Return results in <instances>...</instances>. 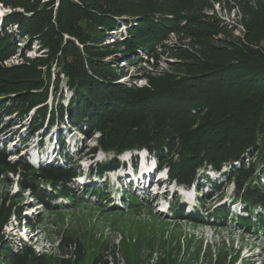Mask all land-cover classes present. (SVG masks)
<instances>
[{"label":"rangeland","instance_id":"374dc122","mask_svg":"<svg viewBox=\"0 0 264 264\" xmlns=\"http://www.w3.org/2000/svg\"><path fill=\"white\" fill-rule=\"evenodd\" d=\"M85 1L91 7L104 11L112 6H138L171 20H174L173 14L177 15L174 20L175 29L168 34L166 41H162L163 47L155 46L151 52L145 53L137 50V53L127 58L124 51L117 50L119 44L116 42L122 41L120 33L124 31V26L115 29V32H104L105 44L97 48L106 52L102 54L101 60L112 67L114 83L131 91L150 89L166 75L181 74L185 70L177 63L184 57L172 52V46H182L194 54L205 55L207 58L218 57L221 60L222 57L211 51L209 46H221V39L242 40L249 26L255 28L256 32L264 31V0ZM26 2L0 0V38L3 24L14 19V15L42 18L40 11L25 13L21 6ZM39 2V9L46 12L44 21L48 20L51 12L53 22V13L60 1ZM185 17L191 18L190 21L184 22ZM217 20L221 21L219 25ZM4 30L10 34L9 44L16 50L13 57L2 62L7 69L39 58L49 60L48 47L59 40L56 32L53 36L45 29L33 37L20 36L15 26L6 25ZM66 39L69 38L64 35L62 44ZM260 46H264V40H261ZM49 62H52L49 71L51 82L46 105L48 108L56 104L66 106L71 95L66 77L55 65V58ZM199 62L202 60L199 59ZM57 81V86H52ZM33 111L22 115L11 114L0 119V130L4 132L0 134V149L1 145L5 148L6 160L15 164L20 163L22 158L34 169H18L11 174L0 168L2 264H264V227L261 226L264 225V209L254 207L249 214L243 215L244 203L235 196L237 188L234 182L231 181L224 189H217L202 178L204 176L219 181L218 185L222 187L225 182L222 175L228 168L221 167V171L216 172L205 167L196 171L193 182L180 184L171 179L168 167L159 165L157 159L147 151L121 156L99 151L90 154L87 149L96 146L97 134L83 137L79 130L68 127L66 119L62 123L54 122L50 125L48 118H45L39 122L33 135L28 136L27 126ZM9 124L12 125L10 129L4 130ZM63 127H68L70 131L66 132ZM61 128V134H66L65 138L63 136L60 139L63 140L62 147L72 154H69L73 159L71 164H76L79 167L77 170L76 166L66 164L62 155L57 161H51L54 144H51L50 139L55 140ZM38 141L39 146L36 147ZM76 143L79 147L77 150H80L79 156L73 155L72 145ZM37 149L42 153L40 160L35 158ZM136 154L142 159L129 162ZM146 156L153 161H146ZM111 159L116 160L115 168L102 172L95 170L96 165ZM123 161H128V164ZM154 161L159 165V170H155V180L146 188V192H150L147 196L138 190L132 191L124 182L116 185L107 178H117V174H131L132 169L139 165L141 170L142 164L144 168L147 165L154 167L157 165ZM89 164L93 166L91 171L86 169ZM41 166H68L75 170L69 197L55 195L53 201L43 203L33 197L32 181ZM256 171L264 174V161H257ZM87 172L90 173L89 179L83 177ZM166 175L168 181L165 180ZM85 181L87 183L83 185ZM248 183L254 185L255 180L252 178ZM97 190L105 191L104 195L95 196ZM174 190L179 194H172ZM174 202L184 206L181 215L172 212ZM117 204L120 206L113 208ZM221 208L227 210L225 217L216 214L215 210ZM192 213H195L194 219L189 218ZM237 218L246 222L249 220L250 226L243 221L239 222ZM74 244L80 249L76 256ZM66 251L71 257L65 255Z\"/></svg>","mask_w":264,"mask_h":264},{"label":"trees","instance_id":"16d2710c","mask_svg":"<svg viewBox=\"0 0 264 264\" xmlns=\"http://www.w3.org/2000/svg\"><path fill=\"white\" fill-rule=\"evenodd\" d=\"M59 1L53 22L51 12L48 20L44 21L46 12L39 9V0H27L21 8L25 13L40 11L42 20L40 17L14 15V19L3 24L0 38V119L34 110L27 126L28 136L33 135L39 122L45 118L50 125L66 119L68 127L79 130L83 137L97 134L96 146L87 149L90 154L101 151L118 156L125 151L144 149L157 159L159 165H166L171 179L180 184L193 182L199 169L209 167L220 172L221 167H226L228 170L222 175L225 180L222 187L218 185L219 181L202 178L217 189H224L231 181L234 182L237 188L235 196L244 203L243 214L250 213L254 207L264 209V174L256 171L257 161H264V46H260L264 31L256 32L249 26L242 40L221 39V46H209L211 51L222 57L221 60L194 54L182 46H172V52L184 57L177 63L185 70L181 74L166 75L150 89L131 91L114 83L112 67L101 60L106 52L97 48L105 44L104 32H115L124 26L120 33L122 41L116 42L119 44L117 50L124 51L127 58L137 50L145 53L151 52L155 46L163 47L162 41H166L168 34L175 29L177 15L173 14L174 20H171L138 6H112L104 11L91 7L85 0ZM30 2L34 4L30 6ZM183 19L189 22L191 18ZM220 23L217 20V25ZM6 25L15 26L20 36L26 37L37 36L35 34L43 29L53 36L56 32L58 42H52L48 47L51 58H39L22 66L5 68L2 62L16 52L9 44L11 36L4 30ZM64 35L69 39L62 44ZM54 58L60 73L66 77L71 95L66 106L56 104L48 108L46 102L52 63L49 61ZM57 83L52 86H57ZM11 126L9 124L3 129ZM68 127H63L66 132L70 131ZM61 132L58 130V142L63 145ZM62 153L67 156L65 150ZM6 158L5 148L1 145V169L11 174L18 169L34 170L22 158L15 164ZM115 165L116 160L111 159L96 165L95 170L102 172L115 168ZM75 173L68 166L39 167L31 185L33 197L42 203L53 201L55 195L69 197L71 178ZM252 178L254 185L248 183ZM103 193L105 191L97 190L94 195ZM183 208L174 202L172 212L181 215ZM218 210L215 211L220 217L227 215L225 208ZM194 215L189 218L194 219ZM237 220L250 226L249 220ZM261 226L264 227L263 224ZM79 250L74 244L75 256ZM65 255L71 257L67 251Z\"/></svg>","mask_w":264,"mask_h":264},{"label":"bare ground","instance_id":"6f19581e","mask_svg":"<svg viewBox=\"0 0 264 264\" xmlns=\"http://www.w3.org/2000/svg\"><path fill=\"white\" fill-rule=\"evenodd\" d=\"M64 129V128H63ZM62 130V129H61ZM63 131V130H62ZM65 135L66 134H62V137L64 136V138H65ZM55 138V140H52V139H50V141H51V144H54L53 145V150H52V156H51V161H57V158L58 157H61L60 155H62L63 153H62V151L64 150V148L62 147V145H60L59 144V138H60V136L57 134V137H54ZM41 140V139H40ZM68 145V144H67ZM39 146V141H38V143L36 144V147H38ZM62 147V148H61ZM72 148H74V150H73V155H78V153H79V151L80 150H77V149H79V147H77V143L76 144H74V145H72ZM68 149V148H67ZM67 152V151H66ZM72 152V151H71ZM69 154H71L70 153V151L68 150V153H67V156L66 157H64L63 155V158L62 159H64V161H65V163L66 164H68V165H72L73 167L74 166H76V164H71V161L73 160V159H71L72 157H68L69 156ZM42 155V153H41V150L40 149H37V151H36V153H35V158L36 159H38V160H40V156ZM44 155H46V152L44 153ZM72 155V154H71ZM79 156V155H78ZM44 157H46V156H44ZM149 156H146V161H150L151 159H149L148 158ZM142 159L141 157H140V155L139 154H136V155H134V157H131L128 161L129 162H131V160H133V159H135V160H137V159ZM78 161H80V159H77ZM78 161H75L74 163H77L78 164ZM128 161H123L124 162V164H128ZM151 161H153V160H151ZM156 164H157V162L156 161H154ZM38 163H41L40 161H38ZM139 163H140V161H139ZM139 163H137V164H139ZM91 167H93L92 165H88L87 167H86V169L87 170H89V171H91ZM155 167V168H154ZM154 167H152V165L150 166V165H147V167H143V164H142V168H141V170H139L140 169V165L139 166H137V167H135V168H133L132 170H133V172L130 174V173H123V174H117L118 176H117V178H112V177H107L111 182H113L114 184H121V182H124L125 184V186H127L128 188H130V189H132V191L134 190H138L142 195H146L147 196V194L149 195L150 194V192L149 191H147L146 192V188H147V186L150 184V182H153L155 179H154V175H155V170H159V165L157 164L156 166H154ZM76 169H78L79 167L78 166H76L75 167ZM85 169V170H86ZM89 174L90 173H86V174H84V178L85 179H89ZM153 177V178H152ZM166 178H165V180L166 181H168L169 180V178H168V176L166 175L165 176ZM161 180H164V179H162L161 178ZM160 181H158V183H159ZM87 182L85 181V183L83 184V185H85ZM145 184H146V187H145ZM88 187V186H87ZM86 187V188H87ZM174 192H178L177 190H174L173 192H172V194L174 193ZM197 193H199V192H197ZM177 194H179V193H177ZM210 193L208 192V195H209ZM193 195H195V194H193ZM196 196V195H195ZM195 199H196V197H195ZM115 201H117V200H115ZM186 202H188V201H186ZM118 206H120V204H117V205H113V208H117ZM164 212L166 213L167 212V210L165 209L164 210Z\"/></svg>","mask_w":264,"mask_h":264},{"label":"water","instance_id":"95a60500","mask_svg":"<svg viewBox=\"0 0 264 264\" xmlns=\"http://www.w3.org/2000/svg\"><path fill=\"white\" fill-rule=\"evenodd\" d=\"M127 152H129V151H125V153H127ZM124 153V152H123Z\"/></svg>","mask_w":264,"mask_h":264}]
</instances>
